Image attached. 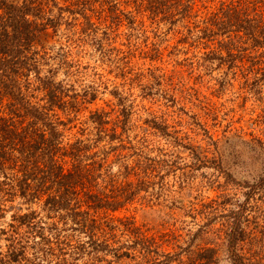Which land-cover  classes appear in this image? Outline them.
Returning a JSON list of instances; mask_svg holds the SVG:
<instances>
[{
    "label": "rangeland",
    "instance_id": "1",
    "mask_svg": "<svg viewBox=\"0 0 264 264\" xmlns=\"http://www.w3.org/2000/svg\"><path fill=\"white\" fill-rule=\"evenodd\" d=\"M220 3L244 4L251 17L264 20V0H195L190 18L174 25L122 3L127 16L106 23L95 3L91 21L100 47L90 36L83 41L78 28L62 26L41 34L34 48L41 76L53 74L76 95L75 112H58L65 143H91L95 112L104 113L106 129L125 113L123 144L158 162L162 181L156 177L155 188L140 196L149 195L148 202L136 199L108 218L131 219L161 250L181 254L182 262L209 248L218 264H228L223 231L229 222L223 217L244 205L242 228L255 240L241 253L264 263V188L249 194L264 178V78L254 67V50L232 64L208 56L221 39H200L199 28ZM29 209L38 206L0 194V229ZM5 245L1 237V252Z\"/></svg>",
    "mask_w": 264,
    "mask_h": 264
},
{
    "label": "trees",
    "instance_id": "2",
    "mask_svg": "<svg viewBox=\"0 0 264 264\" xmlns=\"http://www.w3.org/2000/svg\"><path fill=\"white\" fill-rule=\"evenodd\" d=\"M194 2L21 0L13 4L0 0V194L6 200L19 198L28 206H38V210L12 215L7 229H0V238L6 241L0 264L219 263L209 248L199 250L189 263L182 262L181 254L161 250L131 219L108 218L136 199L149 198L140 196L162 181L163 176L156 173L158 162L123 144L125 113L120 122L106 129L110 123L104 113L95 112L90 116L96 129L91 143H65L58 112H75L76 95L53 74L41 76L42 58L34 48L41 34L48 29L55 33L62 26L78 28L75 32L83 41L90 36L100 47L91 21L95 3L106 23H119L122 15L127 16L120 8L122 3L126 8L142 7L153 18L174 25L190 18ZM199 34L205 41L221 39L218 51L208 55L220 63L232 64L242 60L247 50H254V67H261L260 78H264V20L251 17L244 4L234 8L220 3L202 20ZM94 99L91 95L89 100ZM263 188L264 178L249 194ZM243 206L223 217L229 222L223 231L228 264H264L241 253L253 247L255 240L242 228L247 221Z\"/></svg>",
    "mask_w": 264,
    "mask_h": 264
}]
</instances>
